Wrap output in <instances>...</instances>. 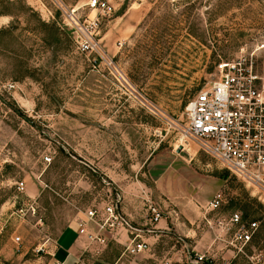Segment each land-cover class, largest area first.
Here are the masks:
<instances>
[{"label": "rangeland", "instance_id": "obj_1", "mask_svg": "<svg viewBox=\"0 0 264 264\" xmlns=\"http://www.w3.org/2000/svg\"><path fill=\"white\" fill-rule=\"evenodd\" d=\"M87 1L0 0V264L58 258L57 234L106 204L145 229L158 224L148 220L153 203L167 226L127 264H209L193 261L214 236L206 219L235 211L259 224L247 253L264 254V204L181 141L185 106L216 77L217 62L250 58L264 86V0H107L106 15ZM73 8L80 23L97 21V51L74 42ZM7 82L15 88L4 90ZM217 192L223 202L209 211ZM117 234L100 260L121 254L131 235ZM213 261L254 264L221 251Z\"/></svg>", "mask_w": 264, "mask_h": 264}, {"label": "built area", "instance_id": "obj_2", "mask_svg": "<svg viewBox=\"0 0 264 264\" xmlns=\"http://www.w3.org/2000/svg\"><path fill=\"white\" fill-rule=\"evenodd\" d=\"M86 5L104 15L110 14L114 9L107 0H88ZM75 11L73 8L69 14L73 22L71 28L74 42L81 52L97 51L99 40L94 34L97 21L88 19L87 24L80 23L74 18ZM216 71V77L187 102L181 141L196 144L199 150L220 163L251 189L264 204V86H258L260 77L254 71L252 60L244 55L217 62ZM2 88L10 90L15 88V84L7 82ZM183 142L181 143L184 144ZM17 189L23 191V181L17 183ZM222 202L223 196L217 192L206 202L205 208L215 211ZM147 211L151 223L161 220L159 206L149 203ZM83 215L77 219V234L81 238L82 249L75 255L72 264H127L123 258L125 255L136 256L149 249V244L138 234H134L116 259L111 262L100 260L108 234L113 233L112 237L116 239L118 230L124 228L130 233L137 228L113 204H106L101 210L89 208ZM206 222L214 233L211 242L218 246L219 251L230 252L233 257L244 254L251 263L264 264L261 250L254 255L246 251L247 247L254 249L251 243L259 228L256 220L244 221L242 214L235 211L227 219L217 218L214 225L208 219ZM12 239L15 243L20 241L19 236H13ZM36 251H45L47 255L54 256V252L43 247L36 248ZM208 251L207 254H197L195 262L216 264L213 261L215 251L210 248ZM89 258H94L95 262H91ZM221 258L225 259V256ZM47 264H65V260L55 258Z\"/></svg>", "mask_w": 264, "mask_h": 264}, {"label": "crops", "instance_id": "obj_3", "mask_svg": "<svg viewBox=\"0 0 264 264\" xmlns=\"http://www.w3.org/2000/svg\"><path fill=\"white\" fill-rule=\"evenodd\" d=\"M132 215L136 216L135 212ZM148 220H149V224L152 225V223H150V218H148ZM157 223L158 224L155 225L156 228L155 227L145 228V229H138L137 228L136 231L130 232L129 234L131 236H133L134 234H138L143 240H145L149 244L148 250H150L151 245L154 244L159 239L160 235H162L164 233L165 229L167 228V226H165L161 220ZM158 225H160V226H158ZM77 232H78V226H77V220H75V222L65 226L57 234V236L54 239L55 245L53 244V247L56 249L57 252L60 253L58 259L65 260V264L68 261L73 263L75 260V255L78 254L82 249L81 248L82 247L81 238L78 237ZM131 236H129L127 234L128 239ZM115 238H116V241H120V239L118 238V234L115 236ZM59 243H61L62 246ZM196 247L197 246H193L192 250H196L197 249ZM208 248H210L213 252L215 251L214 253H216V254L220 253V251L216 250V249H218V246L213 245L212 242H210L208 244L207 249ZM197 251L198 250H196L195 258L193 259L194 262H195L197 254H200Z\"/></svg>", "mask_w": 264, "mask_h": 264}]
</instances>
